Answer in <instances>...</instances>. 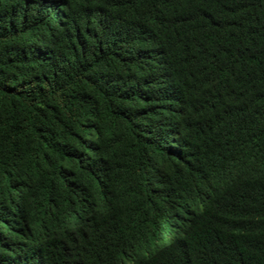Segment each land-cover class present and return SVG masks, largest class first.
Returning a JSON list of instances; mask_svg holds the SVG:
<instances>
[{
    "label": "trees",
    "instance_id": "16d2710c",
    "mask_svg": "<svg viewBox=\"0 0 264 264\" xmlns=\"http://www.w3.org/2000/svg\"><path fill=\"white\" fill-rule=\"evenodd\" d=\"M0 264H264V0H0Z\"/></svg>",
    "mask_w": 264,
    "mask_h": 264
}]
</instances>
